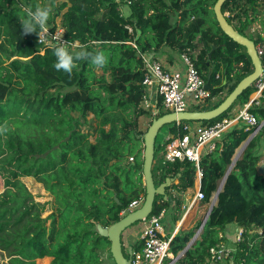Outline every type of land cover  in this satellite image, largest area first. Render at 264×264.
Masks as SVG:
<instances>
[{
  "label": "trees",
  "instance_id": "1",
  "mask_svg": "<svg viewBox=\"0 0 264 264\" xmlns=\"http://www.w3.org/2000/svg\"><path fill=\"white\" fill-rule=\"evenodd\" d=\"M217 1L0 0V125L8 127L0 135V256L8 264H38L44 258L51 259L49 264H116L111 242L97 226L117 223L129 213L130 204L145 195L141 119L151 125L154 118L170 113L160 101L157 114L144 106L142 56L159 57L171 49L187 56L209 80L210 98L190 111L217 108L253 73L246 48L220 28L214 13ZM37 6L52 10L48 42L23 33L25 9ZM222 12L239 34L256 44L264 40V0H228ZM60 31L64 40L78 44L69 47L71 53L81 48L93 54L102 51L107 65L97 69L79 61L71 76L57 71L56 45L49 42ZM256 92L252 85L214 120L181 122L180 133L185 125L207 127L232 118ZM236 106L240 108L232 113ZM249 111L258 124L264 122V90ZM253 131L237 124L201 158L204 199L199 214L196 201L180 226H189L197 213L196 224L170 242L175 259L201 229L236 151ZM170 132L177 135L176 123ZM164 148L165 142L156 139L155 185L168 178L174 182L165 190L166 200L156 196L152 214L173 207L175 223L182 218L185 196L195 190L197 169L189 161L158 162ZM262 162L264 125L232 167L199 239L172 264H264V177L257 173ZM23 178L43 185L52 200L37 201ZM235 226L243 234L231 243L226 231ZM222 244H231L234 252L214 262L211 249ZM134 248L141 250L142 243ZM123 253L129 257L124 247Z\"/></svg>",
  "mask_w": 264,
  "mask_h": 264
},
{
  "label": "built area",
  "instance_id": "2",
  "mask_svg": "<svg viewBox=\"0 0 264 264\" xmlns=\"http://www.w3.org/2000/svg\"><path fill=\"white\" fill-rule=\"evenodd\" d=\"M129 30L132 32L131 28ZM48 35L49 32L47 33ZM46 38L41 41L48 42ZM51 39L52 41L49 43L55 45L62 41L67 43L69 47L78 45L77 43H70L64 40L61 32L52 35ZM255 48L263 64V73L254 84L257 89L254 96L257 99L264 90V40L259 41L257 44L255 43ZM142 58L146 69L143 80L145 90L143 103L145 108L150 109L154 114L158 113L157 105L159 101L170 113H180L190 111L192 107L199 106L210 98L211 91L206 88L207 82L187 56H182L186 66L185 70L170 71L164 68L159 57L155 55H144ZM250 108L251 102L241 108L232 118H225L212 126L185 125L181 133V124L176 123L178 128L177 135H173L169 129V133L164 138L165 148L161 152L162 161L167 163H174L176 161L194 163L197 169L196 181L200 184L203 177V173L199 168L201 158L216 149L217 143L228 130L239 123H243L247 131L250 129L254 130L250 136H255L261 129V124H258L257 118L250 113ZM144 196L141 195L138 200L130 204L129 212L142 206ZM196 198L200 201L204 199L200 189L197 191ZM165 215L166 210L163 209L159 213L151 214L147 219L141 221L142 227L139 229V238L142 243V249L138 251L129 247L131 248L132 264L173 263L174 256L170 252V242L172 239L167 238L164 230L163 222ZM242 234V229L237 230L236 241L240 240ZM233 252L234 249L232 247H227L224 244L211 249L214 262H219L223 258L230 257ZM166 259H170L171 262L165 263Z\"/></svg>",
  "mask_w": 264,
  "mask_h": 264
},
{
  "label": "water",
  "instance_id": "3",
  "mask_svg": "<svg viewBox=\"0 0 264 264\" xmlns=\"http://www.w3.org/2000/svg\"><path fill=\"white\" fill-rule=\"evenodd\" d=\"M228 0H218L214 6V13L216 16V19L218 21V24L222 31L234 42L237 44L243 46L247 50V54L249 55L252 64H253V73L249 76L245 77L233 90V92L224 100L221 101V104L209 111H186V112H171L168 114H165L159 118H154L152 120L151 125L147 129V131L143 135L144 139V151H143V158H144V164H143V182L146 187V193L144 196V202L142 206L134 211H131L127 213L120 221L113 224L112 226L108 228H103L101 225L97 226L98 233L109 239L111 242L110 252L112 254V257L116 264H132L131 260V248L128 249L129 257H125L123 253V242H122V235L123 233L134 226L135 224L143 221L144 219H147L153 212V206L155 202L156 196H163L164 199H167V196L165 195V190L167 187H169L173 182L174 179L168 178L164 183H162L159 186L155 185V181L153 178V165L155 161V147H156V139L161 132V130L168 125H172L175 123H181V122H203V121H211L214 120L221 115H223L225 112H227L233 104L237 101L238 97L249 87L255 84V82L259 79L261 74L263 73V64L261 59L259 58L256 48H255V42L242 36L239 34L232 25H230L225 17V15L222 12V6L223 4ZM62 37H64V34L62 33ZM215 50V46H212V51L209 54V58L211 57L212 52ZM212 75V71L208 74V79H210ZM206 88L211 89V85L209 80L206 83ZM256 101V97H252L250 102L251 105ZM264 125V122L261 124V126ZM254 136H250L247 141L245 142L242 152L245 150L249 142L252 140ZM239 158L236 157L233 159L232 167L234 166L235 162ZM230 168L229 172H227L226 176L224 177L218 192L216 193L212 204L210 205L209 211L206 214V217L201 225L200 232L202 231L208 216L212 210V208L217 203V199L219 196V193L221 192L224 183L232 169ZM257 173L259 176L264 177V162H262L257 167ZM196 237V236H195ZM195 241V238L189 243V245L186 247V249L176 258L179 259L182 257L185 252L192 246L193 242Z\"/></svg>",
  "mask_w": 264,
  "mask_h": 264
},
{
  "label": "clouds",
  "instance_id": "4",
  "mask_svg": "<svg viewBox=\"0 0 264 264\" xmlns=\"http://www.w3.org/2000/svg\"><path fill=\"white\" fill-rule=\"evenodd\" d=\"M51 8L37 6L35 10L25 9L26 17L22 19V29L24 34L35 33L39 41L46 38L48 33L47 22L51 15ZM39 28V32H37ZM53 54L56 57L54 68L57 71H63L71 76L73 69L77 68V62L88 61L97 69H103L108 63V57L102 51L91 53L84 48L75 54L69 51V46L65 42L58 43L53 48ZM8 131L7 124L0 125V135Z\"/></svg>",
  "mask_w": 264,
  "mask_h": 264
},
{
  "label": "crops",
  "instance_id": "5",
  "mask_svg": "<svg viewBox=\"0 0 264 264\" xmlns=\"http://www.w3.org/2000/svg\"><path fill=\"white\" fill-rule=\"evenodd\" d=\"M125 11H126V13L125 14H127L128 15V9L127 8H125L124 9ZM61 33H63L62 31H60ZM169 51H166L165 50V53L163 54V59H162V57H160L159 59H161L160 61L162 62V64H163V66H164V68L166 69V70H168V71H170V70H178V69H180V67H176V63H177V58H176V54H178V52H176V51H173V50H171V52H169ZM165 55V56H164ZM180 56H181V58H182V56L183 55H181V54H179ZM165 59V60H164ZM168 59V60H167ZM186 68V67H185ZM185 68H181V70H185ZM156 102H157V100H156ZM162 152V151H161ZM159 153L158 154V157H157V161L158 162H163L162 161V157H161V155H162V153ZM198 189H200V184L196 181V184H195V190L194 191H189L188 193H187V195L185 196V199L186 200H191V202H189V204L187 205V206H185V205H183V209H184V212H183V215H182V218L180 219V220H178L177 222H175L174 223V221L173 222H171L170 221V217H172V213H173V216H174V210H173V212H172V209H173V207L172 208H170L169 210H166V215H165V219H164V222H163V224H164V230H165V235L167 236V238H171V239H173L181 230H189V229H191V227L197 222V220H198V215H197V213H196V215L194 216V218H193V220H192V222H191V224L189 225V226H187V227H185L184 225L183 226H180V222L181 221H183V219H184V217H185V215H186V213L190 210V208L192 207V205H193V203H194V201L195 200H197V201H199V203H200V206L198 207V209H199V211H198V214H199V212H200V208H201V201L200 200H198L197 198H196V196H197V191H198ZM192 197H194V199L192 198ZM197 209V210H198ZM134 228L133 227H131V228H129V229H127L124 233H123V235H122V241H123V236H124V239H125V245H127L128 246V249H129V247H132L134 250H136L135 248H134V246H135V244L136 243H140V238H139V236L137 235V233L136 232H134V230H133ZM240 228H238V227H230V228H228V230L226 231V237L228 238V240H229V242H235L236 241V232H237V230H239ZM194 238H195V241L197 240L196 239V237L194 236ZM131 240V241H130ZM193 240V239H192ZM191 240V241H192ZM194 241V242H195ZM124 242V241H123ZM193 242V243H194ZM193 245V244H192ZM227 246V245H226ZM227 247H232V245L231 244H229ZM233 248V247H232ZM234 249V248H233ZM174 256V255H173ZM50 258H44V259H40V260H38V261H41L42 263H44V264H49V262H50ZM176 261V259L174 258V261H173V263ZM165 263H167V262H165Z\"/></svg>",
  "mask_w": 264,
  "mask_h": 264
},
{
  "label": "rangeland",
  "instance_id": "6",
  "mask_svg": "<svg viewBox=\"0 0 264 264\" xmlns=\"http://www.w3.org/2000/svg\"><path fill=\"white\" fill-rule=\"evenodd\" d=\"M168 1V0H166ZM166 51H169L171 52V49H166ZM168 52V53H169ZM163 55H161L160 57H162ZM165 56V55H164ZM159 57V58H160ZM176 58H177V65L176 67H180L181 68H185V63L183 61V59L181 58V56L179 54H176ZM163 59V57H162ZM161 60V59H160ZM165 60V59H164ZM168 60V59H167ZM162 61V60H161ZM254 96V94L252 95ZM240 107L239 106H236V108L232 111V113L236 112ZM149 120L147 118H143L141 119V129L146 132L147 129L149 128ZM171 125H168V126H165L161 132L159 133L158 137H157V142H163L164 141V138L165 136L169 133V129H170ZM247 141V140H246ZM245 142L238 148V150L236 151V154L234 156L233 159H235L236 157L238 158H241L243 152L241 151L243 146H244ZM23 182L27 185V187L29 188V190L32 192L33 195H35L37 197V201L41 202V203H44V202H49L51 201L52 199L50 198L49 194L46 192V190L44 189L43 185H41L40 183L36 182L33 178H23ZM38 183V184H37ZM35 190V191H34ZM4 191V181L3 179L0 177V194ZM194 199V197H192ZM189 202H191V200H186L185 199V206H187L189 204ZM49 208L50 206L47 207L48 209V212L45 213V216L48 215L50 212H49ZM169 210V209H168ZM174 209H172V212H173ZM170 221L173 222V213H172V217H170ZM196 224V223H195ZM194 224V225H195ZM193 225V226H194ZM192 226V227H193ZM134 229V232L137 233L138 236H140V228L142 227L141 225V222L137 223L136 225L132 226ZM191 227V228H192ZM200 231L198 230L195 234L196 236V239H199L200 237ZM123 247H124V251H128V246L125 245V239H124V236H123ZM131 241V240H130ZM105 259L106 261L110 262V258L108 256V254H105ZM0 264H8V259L6 257H2L0 256ZM38 264H44L42 263L41 261H38Z\"/></svg>",
  "mask_w": 264,
  "mask_h": 264
},
{
  "label": "bare ground",
  "instance_id": "7",
  "mask_svg": "<svg viewBox=\"0 0 264 264\" xmlns=\"http://www.w3.org/2000/svg\"><path fill=\"white\" fill-rule=\"evenodd\" d=\"M37 184H38V183H37ZM34 191H35V190H34ZM196 201H197V200H195L194 203H195ZM194 203H193V205H194ZM193 205H192V206H193ZM181 223H182V222H180V225H181Z\"/></svg>",
  "mask_w": 264,
  "mask_h": 264
}]
</instances>
